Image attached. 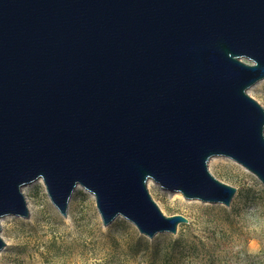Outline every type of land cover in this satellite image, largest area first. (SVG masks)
<instances>
[{
  "label": "water",
  "instance_id": "water-1",
  "mask_svg": "<svg viewBox=\"0 0 264 264\" xmlns=\"http://www.w3.org/2000/svg\"><path fill=\"white\" fill-rule=\"evenodd\" d=\"M262 79L264 0H0V251L39 179L64 217L82 187L149 238L190 222L149 180L230 206L223 156L264 184Z\"/></svg>",
  "mask_w": 264,
  "mask_h": 264
},
{
  "label": "rangeland",
  "instance_id": "rangeland-1",
  "mask_svg": "<svg viewBox=\"0 0 264 264\" xmlns=\"http://www.w3.org/2000/svg\"><path fill=\"white\" fill-rule=\"evenodd\" d=\"M249 94L264 107V82ZM215 159L214 175L237 188L231 205L187 200L153 183L149 190L162 210L190 221L154 238L123 217L105 226L82 187L70 200L71 219L64 217L43 180L36 181L24 192L30 216L3 218L0 264H264V184L240 163Z\"/></svg>",
  "mask_w": 264,
  "mask_h": 264
},
{
  "label": "bare ground",
  "instance_id": "bare-ground-1",
  "mask_svg": "<svg viewBox=\"0 0 264 264\" xmlns=\"http://www.w3.org/2000/svg\"><path fill=\"white\" fill-rule=\"evenodd\" d=\"M264 82V79H262V80H260L258 83H256L255 85H254V87H256V86H258V85H260V84H262ZM254 87H252L251 88V90H249L250 91V93L252 92V90L254 89ZM216 161V159H215V157H213L211 160H210V163H209V165H210V167H211V165L214 163ZM38 181H42V179H39ZM154 182L152 181V180H149V182H148V187L150 188L151 186H152V184H153ZM34 183H32V184H29V185H26L25 187H24V192H25V190H26V188L27 187H30L31 185H33ZM78 189V188H77ZM76 189V190H77ZM76 192V191H75ZM181 198H184V196H183V194L181 193V192H179V193H177ZM28 204H29V207H30V210H32V204H31V202L29 201L28 202ZM71 215L70 214H68V216H67V218H69V219H71ZM3 222H4V219H1V223L3 224ZM2 251V250H1ZM0 251V257H1V255H2V252Z\"/></svg>",
  "mask_w": 264,
  "mask_h": 264
}]
</instances>
